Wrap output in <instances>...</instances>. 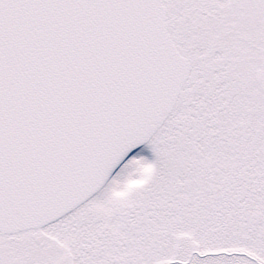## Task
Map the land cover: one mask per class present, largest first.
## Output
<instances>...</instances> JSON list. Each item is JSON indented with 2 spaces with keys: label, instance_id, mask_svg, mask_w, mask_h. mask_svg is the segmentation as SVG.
Returning <instances> with one entry per match:
<instances>
[{
  "label": "snow or ice",
  "instance_id": "6c2138e0",
  "mask_svg": "<svg viewBox=\"0 0 264 264\" xmlns=\"http://www.w3.org/2000/svg\"><path fill=\"white\" fill-rule=\"evenodd\" d=\"M0 264H264V0H0Z\"/></svg>",
  "mask_w": 264,
  "mask_h": 264
}]
</instances>
